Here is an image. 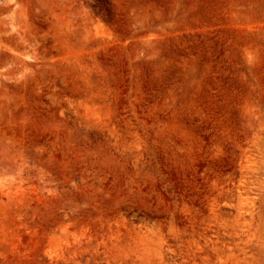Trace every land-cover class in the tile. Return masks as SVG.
Listing matches in <instances>:
<instances>
[{"label": "rangeland", "instance_id": "1", "mask_svg": "<svg viewBox=\"0 0 264 264\" xmlns=\"http://www.w3.org/2000/svg\"><path fill=\"white\" fill-rule=\"evenodd\" d=\"M0 264H264V0H0Z\"/></svg>", "mask_w": 264, "mask_h": 264}]
</instances>
